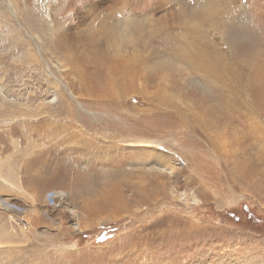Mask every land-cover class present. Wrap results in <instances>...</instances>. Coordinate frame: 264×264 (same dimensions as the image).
Wrapping results in <instances>:
<instances>
[{"label": "rangeland", "instance_id": "obj_1", "mask_svg": "<svg viewBox=\"0 0 264 264\" xmlns=\"http://www.w3.org/2000/svg\"><path fill=\"white\" fill-rule=\"evenodd\" d=\"M0 264H264V0H0Z\"/></svg>", "mask_w": 264, "mask_h": 264}, {"label": "bare ground", "instance_id": "obj_2", "mask_svg": "<svg viewBox=\"0 0 264 264\" xmlns=\"http://www.w3.org/2000/svg\"><path fill=\"white\" fill-rule=\"evenodd\" d=\"M224 2V1H223ZM222 3V2H221ZM217 5V4H216ZM228 6V5H227ZM200 7V6H199ZM226 7V6H225ZM229 8V7H228ZM230 12V11H229ZM185 14H187V13H185ZM184 15V14H183ZM190 18V17H189ZM232 18V17H231ZM238 18V17H237ZM220 19V18H219ZM225 19V18H224ZM232 20V19H231ZM228 22V21H227ZM192 23V22H191ZM229 23V22H228ZM197 24V23H196ZM188 26H190V25H188ZM124 29V28H123ZM112 31L111 30H109V31H107V37L109 38V40H111L112 39V33H111ZM117 31H115V33H116ZM164 32V31H163ZM208 34V33H207ZM240 35V34H239ZM198 39V38H197ZM138 39H136V38H132L131 39V41L132 42H136ZM195 40V38H193V40L191 41V43H193V42H195L194 41ZM178 41V40H177ZM186 41V40H185ZM254 42V41H253ZM257 42V41H256ZM201 43V42H200ZM203 43H204V41H203ZM202 43V44H203ZM207 45H209V44H207ZM194 46V45H193ZM198 46V45H197ZM179 47V46H178ZM195 47V46H194ZM199 47V46H198ZM202 47V46H201ZM200 47V49L198 48V50H197V58H198V60L197 61H199L197 64H206V66L210 69V70H214V64L212 63V61L210 60V59H208V60H206L205 59V57L203 56V57H201V54H203V47L201 48ZM197 48V47H196ZM213 48V47H212ZM204 50H206L205 48H204ZM213 50V49H212ZM161 51V50H160ZM214 51H216V50H214ZM163 52V51H162ZM207 52H208V50H207ZM169 54V53H168ZM191 55V54H190ZM194 55L196 56V52H194ZM167 56V55H166ZM182 56H184L183 54L181 55V57ZM217 56V55H216ZM169 57V56H168ZM189 57V56H188ZM191 57H192V55H191ZM190 58V57H189ZM184 59V61H187L188 63L187 64H189V65H191V61H190V59H187V58H183ZM180 60V59H179ZM176 61H177V59H176ZM176 61H174L173 59H171V58H166L165 60L163 59V61H158L157 63H156V66H158V67H160V68H175V67H177L178 66V63L176 62ZM195 61H196V59H195ZM224 61V60H223ZM207 62V63H206ZM222 62V61H221ZM218 63V62H217ZM225 64V63H224ZM203 65V66H204ZM230 66V65H229ZM195 68V67H194ZM157 69V68H156ZM169 70V69H168ZM206 71V70H205ZM209 72V71H208ZM224 74V73H223ZM227 74V73H226ZM230 74V73H229ZM236 75V74H235ZM210 76V75H209ZM229 77H230V75H229ZM234 78V77H233ZM235 78H237V77H235ZM154 153L156 154V155H159L160 156V159H159V162H160V164L162 165V166H167L169 169H173L174 170V167H175V165H176V159H174L173 158V156L172 155H169V154H162V152H160V151H154ZM176 160V161H175ZM163 168V167H162ZM161 168V169H162ZM175 169H177L176 167H175ZM163 170V169H162ZM161 173V172H160ZM159 187V186H158ZM117 190V189H116ZM140 193V192H139Z\"/></svg>", "mask_w": 264, "mask_h": 264}]
</instances>
